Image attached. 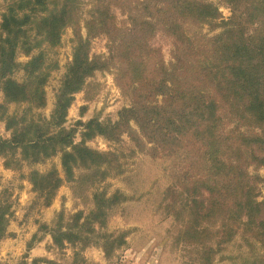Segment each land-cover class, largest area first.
Returning <instances> with one entry per match:
<instances>
[{
	"label": "trees",
	"instance_id": "obj_1",
	"mask_svg": "<svg viewBox=\"0 0 264 264\" xmlns=\"http://www.w3.org/2000/svg\"><path fill=\"white\" fill-rule=\"evenodd\" d=\"M219 1L231 11L228 20L211 0H90L87 20L82 0H7L0 25V91L7 103L47 106L46 86L56 66L48 67L46 54L23 67L24 82L12 78L21 67L18 51L30 55L36 48L30 30L50 49L61 45L68 28L75 40L49 121L17 119L0 105V121L11 134L0 136L5 167L17 170L61 154L65 181L83 197L113 173H123L118 154L93 149L89 142L102 137L118 144L127 135L143 149L145 141L152 157L170 161L173 169L166 200L176 224L174 245L183 248L188 264H214L238 236L254 260L263 261L254 249L264 252V201H259L264 177L252 169H264V0ZM204 25L222 31L209 37L202 34ZM160 32L173 41L170 64L152 45ZM101 37L107 55L94 56L92 41ZM98 72L115 76L129 108L116 122L95 117L68 128L75 96ZM63 182L56 170L32 175L34 190L46 198L53 199ZM117 200L95 193L88 216L78 213L64 226L60 214L52 228L42 227L45 236L57 250L68 244L74 252L103 240L110 256L125 245V237L98 235L94 224L107 225ZM13 218L11 205L0 204V244ZM18 264L52 262L29 261L27 254Z\"/></svg>",
	"mask_w": 264,
	"mask_h": 264
},
{
	"label": "rangeland",
	"instance_id": "obj_2",
	"mask_svg": "<svg viewBox=\"0 0 264 264\" xmlns=\"http://www.w3.org/2000/svg\"><path fill=\"white\" fill-rule=\"evenodd\" d=\"M7 0H0V25L2 14L7 8ZM86 3L85 20L89 18L90 0ZM220 7L225 20L231 17L230 9L219 0H211ZM53 9L49 5V11ZM47 14L39 15L45 16ZM119 20L125 19L118 13ZM222 30H211L204 25L202 34L214 37ZM1 34V29H0ZM30 41L36 48L30 55L18 51L17 62L21 67L17 69L12 78L19 83L25 81L23 67L39 53L46 54L47 65L51 69L50 78L46 86L47 106L44 109H35L28 104L7 103L0 91V105L4 106L9 116L17 119L49 121L55 110L57 96L73 60L74 33L68 28L62 38L61 45L55 49L43 42L30 30ZM86 35V31H83ZM107 40L104 37L92 41V55L106 56ZM152 45L160 49L167 64L172 62L173 41L158 33ZM130 101L116 83L115 76L110 72H98L91 78L85 90L75 96V101L68 111L67 127L75 126L78 121L84 123L98 117L101 121L118 120L119 112L129 108ZM134 129L137 130L136 126ZM0 136L9 139L11 134L5 129V123L0 121ZM80 141V134L76 136ZM140 149L131 137L124 135L120 143L108 142L102 137L88 143V146L103 152H113L120 156L122 165L121 175L113 173L105 182L98 184L87 191L83 197L74 194L72 185L65 181L61 164V154L39 164L23 163L19 169H7L6 159L0 157V204L3 202L11 205L14 213L9 227L8 237L0 244V264H18L24 256L29 254V261L36 258H45L52 264H188L187 254L183 248L176 247L173 235L176 224L168 209L169 201L166 200L168 188L171 184L172 167L170 161L152 157V147L145 141ZM56 170L64 180L63 185L55 192L53 199L46 198L44 193L36 192L32 183V175H46ZM264 177V169L254 171ZM80 174L77 173V176ZM95 193H103L107 199L117 195V203L112 207L107 225L102 228L94 224L98 235L112 234L114 237L123 235L125 245L116 249L110 256H106L102 249L103 240L87 248H74L66 245L64 250H57L53 246L50 235L45 236L43 226L52 228L58 221L60 214L63 216V225L72 222V218L82 213L84 218L94 209L92 198ZM259 201H264V184L259 190ZM84 218L81 223L84 222ZM45 236V237H44ZM44 240L40 243L34 239ZM28 252V246L33 244ZM97 243V244H96ZM101 246V247H100ZM258 257H263L258 246L254 249ZM77 253V255H75ZM214 264H264L256 262L253 253L245 247L238 236L225 251L217 256Z\"/></svg>",
	"mask_w": 264,
	"mask_h": 264
}]
</instances>
